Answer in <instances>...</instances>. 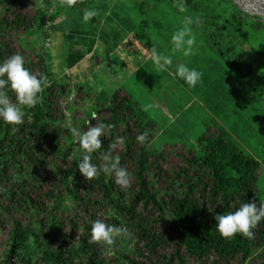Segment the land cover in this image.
<instances>
[{
	"label": "trees",
	"instance_id": "trees-1",
	"mask_svg": "<svg viewBox=\"0 0 264 264\" xmlns=\"http://www.w3.org/2000/svg\"><path fill=\"white\" fill-rule=\"evenodd\" d=\"M43 2L40 7L41 0H0V63L18 53L26 68L49 82L38 94L39 103L25 109L22 125L0 119V226L7 227L0 264H249L264 259V220L253 230L254 238L237 234L225 240L214 219L248 201L263 204L256 181L264 139L257 132L231 142L218 123L217 130L195 137L186 152L174 153L177 162L170 165L166 150L151 146L154 123L131 96L122 89L96 93L71 73L87 57L91 69L109 62L130 34L159 53L160 43L172 44L184 17L191 15L201 23L193 25L192 53L179 51L181 58L213 65L225 82L232 78L234 120L251 113L264 118L262 16L233 0H183V13L178 0H84L71 8L59 0ZM85 9L99 14L84 22ZM55 32L63 47L59 71L46 44ZM92 116L94 125L111 126L92 162L101 165L102 153L115 145L113 156L129 170L131 187L122 189L103 172L90 181L79 172L83 150L72 129L83 133ZM144 132L148 140L138 143ZM97 219L126 227L132 236L118 237L110 246L94 243L91 224Z\"/></svg>",
	"mask_w": 264,
	"mask_h": 264
},
{
	"label": "rangeland",
	"instance_id": "rangeland-1",
	"mask_svg": "<svg viewBox=\"0 0 264 264\" xmlns=\"http://www.w3.org/2000/svg\"><path fill=\"white\" fill-rule=\"evenodd\" d=\"M233 1L251 14L264 15L262 0ZM133 35L130 34L123 42L116 56L112 54L109 57V62L105 60L101 66L91 69L90 65L93 62L87 57L84 64L75 66L71 73L80 82L89 83L96 93L102 91L111 93L122 89L131 96L148 119L153 121L155 131L151 146L166 150L168 164L176 165L174 153L182 150L186 152L185 147H190L195 137L209 130H217L218 123L223 121L227 140L231 142L237 138L243 140L249 132H257L263 141L264 131L261 130L264 127V118H252L253 113L250 118L241 119L243 121L232 118V78L225 82V75L222 71L216 72L213 65L210 68V65L204 62L201 64L195 58L182 59L179 51L174 52L173 44L167 40L160 43L158 50L162 55L171 56L173 63L166 70H158L151 59L152 52ZM46 44L50 49L49 56L53 69L59 71L63 56L59 33H53ZM180 64H187L189 69H195L202 74L195 87H190L185 81L176 78L174 71ZM232 122L235 124L232 125ZM239 144L246 149L242 143ZM263 145L264 141L261 144V158H258L256 190L259 200L264 204ZM0 230H2L0 239H3L7 227L2 224ZM249 264H264V259L256 257Z\"/></svg>",
	"mask_w": 264,
	"mask_h": 264
},
{
	"label": "clouds",
	"instance_id": "clouds-1",
	"mask_svg": "<svg viewBox=\"0 0 264 264\" xmlns=\"http://www.w3.org/2000/svg\"><path fill=\"white\" fill-rule=\"evenodd\" d=\"M84 0H59V4L66 7H75ZM55 0H53V5ZM41 0L40 7H44ZM176 7L180 12H186L187 7L183 0H178ZM96 10L85 9L83 12V21L88 22L98 16ZM264 22V16L261 18ZM201 23L199 18L186 15L183 20V27L180 28L172 36L173 51H182L188 56L193 51L196 44V38L193 34V25ZM151 59L158 70H166L173 63L172 57L162 55L152 49ZM24 57L20 54H13L0 63V119L4 123L13 127H18L24 123L25 109L35 107L39 101V93H42L49 82L45 75L39 72H32L25 66ZM176 75L183 79L190 87H195L201 79V73L195 69H189L186 65L177 66ZM6 77V78H5ZM14 94L15 101L8 95V92ZM69 123L71 121V113H67ZM105 124L90 125L86 131L81 133L76 129H72L76 142L83 150L82 159L78 165L79 172L85 180L90 181L97 179L101 172L107 176H112L115 183L121 187L129 188L132 184V176L129 170L120 165V157L113 156L115 145L110 150L102 153L101 165L92 162V154L103 147V137L106 134ZM148 133L144 132L136 137L138 143L143 144L148 140ZM122 142V141H121ZM209 212H213L214 208L209 207ZM216 221V230L225 240L233 239L237 234L246 238H254V229L264 220V204L257 205L255 201L242 203L234 211L227 214L216 213L214 216ZM132 233L126 227L107 224L104 220L97 219L91 224L90 240L94 243L103 245H113L118 237L129 238Z\"/></svg>",
	"mask_w": 264,
	"mask_h": 264
},
{
	"label": "water",
	"instance_id": "water-1",
	"mask_svg": "<svg viewBox=\"0 0 264 264\" xmlns=\"http://www.w3.org/2000/svg\"><path fill=\"white\" fill-rule=\"evenodd\" d=\"M263 16H264V15H263ZM89 123H90L91 125H94V116H92V117L90 118Z\"/></svg>",
	"mask_w": 264,
	"mask_h": 264
},
{
	"label": "crops",
	"instance_id": "crops-1",
	"mask_svg": "<svg viewBox=\"0 0 264 264\" xmlns=\"http://www.w3.org/2000/svg\"><path fill=\"white\" fill-rule=\"evenodd\" d=\"M223 123H224V121H223ZM223 123H220V122H219V125H221V126H223V128H225V126H224ZM225 129H226V128H225Z\"/></svg>",
	"mask_w": 264,
	"mask_h": 264
}]
</instances>
